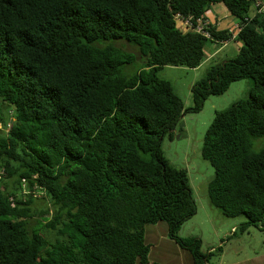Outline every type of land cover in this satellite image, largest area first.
<instances>
[{"label": "trees", "instance_id": "16d2710c", "mask_svg": "<svg viewBox=\"0 0 264 264\" xmlns=\"http://www.w3.org/2000/svg\"><path fill=\"white\" fill-rule=\"evenodd\" d=\"M256 1L0 0V264H148L146 226L160 221L195 264H213L200 238L180 235L198 207L188 170L162 143L188 110L158 72L198 67L209 40L232 38L214 24L211 38L178 24V15L207 18L216 3L240 22L242 44L195 82L190 109L235 81L252 86L204 135L202 156L215 167L208 196L224 215L246 217L242 232L264 230V145L256 147L264 138V13L253 14ZM115 40L144 57L133 75L123 69L137 55ZM11 179L29 188L24 194L47 193L57 206L47 226L62 239L49 244L29 230L33 199L9 191Z\"/></svg>", "mask_w": 264, "mask_h": 264}, {"label": "rangeland", "instance_id": "374dc122", "mask_svg": "<svg viewBox=\"0 0 264 264\" xmlns=\"http://www.w3.org/2000/svg\"><path fill=\"white\" fill-rule=\"evenodd\" d=\"M212 6L225 5L216 3ZM252 9L254 12L255 8L252 7ZM208 16L213 19V22L218 19L215 16L212 17V11H208ZM231 17L235 16L232 15ZM219 18L222 19V14L219 15ZM178 24L181 26L179 21ZM112 43L137 55L133 63L124 67V74L133 75L144 66V57H141L138 46L125 40H115ZM237 44V40L222 44L209 40L205 46V57L198 67L167 65L158 72L160 78L171 82L175 92L183 99L185 110H188L184 113L182 122L173 135H168L162 143L164 154L171 163L188 170L192 192L198 207L197 213L182 226L180 235L185 238H200L202 241L201 250L204 253L214 251L211 257L213 264H232L238 260L264 259V230L250 226L247 231L242 232L241 225L246 221L244 215L226 216L219 208L210 203L208 184L215 175V167L202 156L204 135L216 113L226 111L234 103L247 99L252 86V79L244 78L235 81L226 92L210 95L199 111L190 109L195 104L193 97L195 82L205 77L209 67L217 63L220 58L237 55ZM215 50H218L216 57L213 60H208L207 57ZM2 128L0 123V129ZM262 145H264V138L256 141V147ZM146 156L150 157V154ZM19 186L16 180L11 179L9 181V191L15 192L17 196L23 195V199H33L29 205L32 213V217L29 219V230L40 232L49 244L62 239L63 236L58 234L57 229L47 226L57 213V206L50 201L47 193L40 190L31 193L28 190L24 194V191L29 188L24 185L25 190L19 191ZM151 254L154 256L160 253L159 250L155 253L152 249ZM150 260V263H153L152 257Z\"/></svg>", "mask_w": 264, "mask_h": 264}, {"label": "crops", "instance_id": "0c3cea01", "mask_svg": "<svg viewBox=\"0 0 264 264\" xmlns=\"http://www.w3.org/2000/svg\"><path fill=\"white\" fill-rule=\"evenodd\" d=\"M212 17L215 16L218 19L213 22V19L208 16L207 19L214 24L218 29H230L237 22L238 19L236 17H231L232 14L226 10L225 6H212ZM222 14V19L219 18V15ZM225 19V20H223ZM232 40H237L236 37L232 38L226 42ZM238 48L241 46L242 41H238ZM222 44V43H220ZM218 50H215L212 54H210L207 58L208 60H213L217 54ZM146 242L150 244V257L153 258V263L157 262L159 264H195L194 256L187 248L182 247L175 239L169 236V225L165 221H160L156 224H148L146 226ZM158 246V247H157ZM160 248V249H158ZM156 253L159 250V255H152L151 251ZM151 262V260H150ZM148 264H153V263ZM232 264H264V259H250L247 260H238Z\"/></svg>", "mask_w": 264, "mask_h": 264}, {"label": "built area", "instance_id": "2783aa9c", "mask_svg": "<svg viewBox=\"0 0 264 264\" xmlns=\"http://www.w3.org/2000/svg\"><path fill=\"white\" fill-rule=\"evenodd\" d=\"M255 8V13H264V0H257L253 6ZM178 21L180 22V27L184 30H193L199 33H202L208 38L212 37V32L210 28V24H212L207 18H193L192 16L183 17L178 15ZM242 26L238 21L233 27L229 29L232 32V38H235L238 32L241 30ZM231 38V39H232ZM2 172H0L1 175Z\"/></svg>", "mask_w": 264, "mask_h": 264}, {"label": "water", "instance_id": "95a60500", "mask_svg": "<svg viewBox=\"0 0 264 264\" xmlns=\"http://www.w3.org/2000/svg\"><path fill=\"white\" fill-rule=\"evenodd\" d=\"M183 116H184V114H183Z\"/></svg>", "mask_w": 264, "mask_h": 264}]
</instances>
